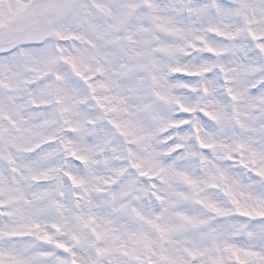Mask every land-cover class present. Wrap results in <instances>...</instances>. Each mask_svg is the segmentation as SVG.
<instances>
[{
	"label": "snow or ice",
	"instance_id": "6c2138e0",
	"mask_svg": "<svg viewBox=\"0 0 264 264\" xmlns=\"http://www.w3.org/2000/svg\"><path fill=\"white\" fill-rule=\"evenodd\" d=\"M0 264H264V0H0Z\"/></svg>",
	"mask_w": 264,
	"mask_h": 264
}]
</instances>
